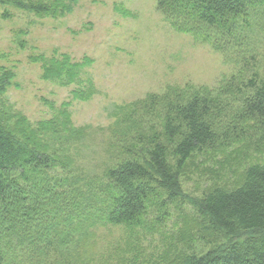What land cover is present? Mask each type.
Masks as SVG:
<instances>
[{"label": "rangeland", "instance_id": "374dc122", "mask_svg": "<svg viewBox=\"0 0 264 264\" xmlns=\"http://www.w3.org/2000/svg\"><path fill=\"white\" fill-rule=\"evenodd\" d=\"M35 2L49 11L0 0V77L10 82L12 127L53 144L60 159L68 154L71 174L81 183L103 174L120 155L116 106L134 104L144 113V102L151 114L178 95L201 94L218 104L215 142L193 153L181 172L189 199L216 187L234 189L250 165L264 163V129L240 116L236 92L244 80L264 81L263 5L240 33L245 44L219 50L173 28L157 0ZM168 158L174 164L171 151ZM188 198L164 210L161 198L152 200L138 224L87 226L76 239L74 264H185L188 255L225 242L224 235H206Z\"/></svg>", "mask_w": 264, "mask_h": 264}, {"label": "trees", "instance_id": "16d2710c", "mask_svg": "<svg viewBox=\"0 0 264 264\" xmlns=\"http://www.w3.org/2000/svg\"><path fill=\"white\" fill-rule=\"evenodd\" d=\"M12 2L37 12L50 9L35 0ZM258 5L264 0H157L173 28L219 50L245 44L247 36L240 33L251 26ZM9 83L0 77V264H74L76 239L87 226L138 224L156 198L163 210L183 204L188 198L180 181L185 163L216 140L215 98L178 95L157 104L151 114L144 102V113H137L134 104L116 106L120 155L103 174L81 183L71 174L68 154L60 159L53 144L13 129ZM236 92L240 116L264 129V81L244 80ZM189 200L207 226L206 235H224L226 241L188 255L185 264H264V163L250 165L234 189L216 187Z\"/></svg>", "mask_w": 264, "mask_h": 264}]
</instances>
